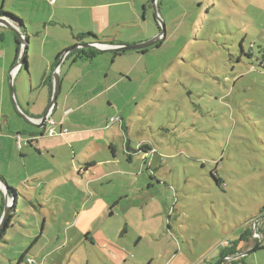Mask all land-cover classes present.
I'll use <instances>...</instances> for the list:
<instances>
[{
  "label": "rangeland",
  "instance_id": "1",
  "mask_svg": "<svg viewBox=\"0 0 264 264\" xmlns=\"http://www.w3.org/2000/svg\"><path fill=\"white\" fill-rule=\"evenodd\" d=\"M56 1L64 6L57 15L50 0H0V9L24 21L23 29L30 37L47 35L46 52L55 49L54 43L67 47L59 54L63 55L59 65L65 61L69 68L74 59L68 56L78 47L94 43L91 38L77 39L79 34L93 33L88 30L92 29L88 5L133 2L119 9L128 16L130 10H138L136 20L126 16L122 22L127 25L120 30L114 27L111 34L123 40L131 38V44L151 41L162 31L154 5L148 0ZM159 1L157 11L166 27L162 47H151L147 54L133 50V61L117 58L116 64H109L123 80L112 91L111 99L118 98L124 111V133L134 151L126 154L121 138L117 139L118 156L129 174L95 185L97 208L89 217L86 212L78 225L97 234L93 244L85 240V234L71 237L64 232L69 218L61 216L53 222L47 218L45 233L49 240L54 235L56 241L39 238L32 250L38 256L36 264H198L213 244L230 248L233 237H237V221L245 222L250 214L264 217L260 216L264 211V0ZM1 19L16 27L12 18L3 15ZM131 20L138 25L127 22ZM141 36L144 40H137ZM16 38L21 50L15 64L20 66L22 33L0 26V50L15 52ZM123 73L131 75L125 78ZM0 86L5 87L8 105L18 114L14 83L10 73L1 72V66ZM17 88L20 93L21 86ZM60 93L57 101L65 94ZM107 99L101 97L96 104L104 109ZM6 110V102H0L2 145L11 137ZM18 116L23 123L25 116ZM142 143L152 145L157 153L146 158L138 151ZM0 151L4 153V147ZM3 156L0 180L5 182ZM216 179L221 180L220 185ZM31 203L37 209L40 202L33 197ZM92 203L86 207L92 209ZM82 204L76 199L78 207ZM102 204L104 214L95 218ZM18 205L21 225L8 236L9 243L0 244V264H18L19 254L26 253L33 239L28 242L24 237L40 234L45 220L40 214L30 215L22 203ZM111 210L115 215L110 217ZM55 242L59 250L43 259ZM255 253L261 258L262 251Z\"/></svg>",
  "mask_w": 264,
  "mask_h": 264
},
{
  "label": "crops",
  "instance_id": "2",
  "mask_svg": "<svg viewBox=\"0 0 264 264\" xmlns=\"http://www.w3.org/2000/svg\"><path fill=\"white\" fill-rule=\"evenodd\" d=\"M132 3L131 1H117V3L113 4L103 3L97 6H86V8L91 9L92 16V29L88 30L94 34H100L98 35L99 42L101 40L105 41L102 44L109 45L107 43L114 42L120 46L133 45L131 42L134 41L130 40L131 38L123 40L121 37H112L111 35L114 27H120V30L122 25H127L122 20L128 14L119 8ZM51 5L54 6V14L56 15L57 11L64 7L58 6L57 1ZM83 10L85 9L83 8ZM137 11L136 9L130 10L128 17L136 20ZM112 12L114 15H112ZM13 13L16 14L15 12ZM138 16L140 18L139 14ZM60 17L62 16L60 15ZM127 22H133L134 25H138L132 20ZM0 26L6 28L5 24H0ZM22 30L23 32L20 30L24 38L22 52L27 51V66L25 68L15 64L16 57L19 56L21 50L19 38H16L13 46L15 52L8 48L0 50L1 72L10 73V79L14 83V93L17 97H15L14 101L19 106L16 110L19 111H17L18 114L25 116L23 123L18 120V114L8 105L9 96L4 95L5 87L0 86V90L3 93L0 96V102L5 101L7 105L4 115L6 117V126L11 136L10 138H5L6 143L4 145L0 142V149L3 147L5 149L4 153L0 151V155L3 154V157L6 158L4 168L6 172L5 182L14 187L12 193L7 191L8 195H6L4 191L6 189L0 183V220L5 214V210L9 207L11 210L9 215L14 217L11 221V227L5 235L4 242L9 243L8 236L21 225L19 223L20 217L17 213L18 203H22V206L33 217H38V214H40L45 218L41 232L37 236L30 234L29 237H24L20 233L28 242L33 237L32 243L27 247V251L24 254H26L25 257L29 263L31 261L36 264L35 260H38V256L32 250L34 246H37L36 243L39 242V238L45 241H56L54 235L49 240L48 234L45 233L47 218H51L52 222L55 221V218L61 216L69 218L66 221L67 227L64 232L67 235H71V237H77L80 234L89 235L90 240L86 238L85 240L93 244L92 239L96 238L97 234L92 235L91 228L81 225L85 229L82 230L78 225L81 224V218L86 212L88 213L86 217H89L90 213L97 208L98 201H94L98 199L99 193H97L95 185L102 184L103 181L112 183L110 179L113 176L129 174V170L125 168L123 161L118 156L120 146L117 139L121 138L122 150L124 151L125 149L126 151L124 152L126 154L127 151H134L131 148L128 137H126L127 135L123 130L119 129V127L122 129L121 123L115 121L116 123L114 122L113 125L111 124L112 126H109L111 118L114 119V117L122 119L125 122L124 125H126L124 111L118 103V98L111 99L112 91L123 82L121 75H115L116 70L112 72L111 68L113 69V67L109 65L111 61L116 64L118 59H113L111 54L105 51L93 61H75L71 64V68L65 66V61L61 65H56L57 56L67 47H61L60 44L54 43L55 49L48 53L45 50L49 40L47 35L40 39L38 36L42 35L30 37L26 28ZM1 36L5 40L4 33H1ZM26 37L28 39L27 44L25 42ZM137 40L143 41L144 39L142 37V39ZM26 45L27 50L24 49ZM32 46H35L36 50H33ZM38 47H40V53ZM134 55H136L134 52L126 51L123 56L118 58L133 61ZM110 56L112 60L109 58ZM38 62L41 63L40 66L36 65ZM37 67H40L41 70L38 71ZM53 68L58 69L56 72H58L61 79L60 94H65L62 100L58 99L57 104L51 108V95L55 89L54 81L57 78V74H53ZM118 71H121V68ZM130 75L128 73L124 76L126 78ZM1 83H5L4 77L1 78ZM18 85L22 89L20 93L17 88ZM68 85L71 87H68ZM29 89L30 92L27 93ZM45 90H48L49 93L45 94ZM113 95H116V93ZM104 96L108 97V99L107 104L105 105L104 103V109H102L96 103L99 98ZM50 110H52L50 120L47 118L49 121H46L45 127L40 128L41 122L39 120L42 121V118ZM51 121L56 124L57 131V135L53 137L47 134V130L54 126L50 123ZM19 136L21 139H19ZM113 148L115 153L112 150ZM129 158L132 160V156ZM33 197L40 202L37 209L31 203ZM76 199L78 204L83 203L80 207L76 205ZM57 200H60L61 205L53 204ZM86 203H92V209L87 208ZM103 204L100 206L95 218L104 214ZM75 211L77 217H74ZM23 212L25 213V211L21 213ZM261 212L260 216H264V211ZM113 215H115V212L111 210L109 216ZM246 216L245 222H242V220L237 221L238 225L234 231L237 237H233L232 242L229 241L231 242L230 248L222 249L213 244L209 247L208 253L197 261L198 264H220L226 257L234 255L233 253L237 255L251 250L254 246L250 240V234L253 235L254 232L251 223L254 215ZM22 226L24 228L28 227ZM257 228L261 236L259 237L261 238L260 243L263 247L260 251H262V256L264 257V220L258 224ZM225 234L227 235L228 233L225 232ZM57 244L55 242L54 249L44 253L42 258H49L53 255V252L59 250ZM251 255L239 258L233 264H264V260L261 259L262 256L259 258L256 253ZM218 261L219 263H217Z\"/></svg>",
  "mask_w": 264,
  "mask_h": 264
},
{
  "label": "trees",
  "instance_id": "3",
  "mask_svg": "<svg viewBox=\"0 0 264 264\" xmlns=\"http://www.w3.org/2000/svg\"><path fill=\"white\" fill-rule=\"evenodd\" d=\"M56 1V0H55ZM148 1H152V0H148ZM160 2L161 1H157V3H158V5H160ZM55 4V3H54ZM1 14H3L5 17H10V18H12V20H14L15 22H17V24H16V27H14L15 29H17L19 32H23V21L22 20H18L17 19V17H15L14 15H12V14H9V13H2L1 12V9H0V16H3V15H1ZM14 21H12V22H14ZM10 23V22H9ZM21 23V24H20ZM159 26V29H160V25H158ZM6 28H8L7 26H6ZM21 30V31H20ZM23 35V34H22ZM25 36V35H24ZM166 37V36H165ZM165 37H163V39L161 40V41H159L156 45H154L156 48H159V47H161L162 45H163V41H164V38ZM85 38H87V39H89L90 40V38H91V42H94V43H99V37H97L95 34H93V33H87L86 35H83V34H79L78 35V37H77V39H79L80 41L81 40H83V39H85ZM25 42H26V44L28 43V39H27V37L25 38ZM107 44H109L110 46H114V47H117V46H120V45H118V44H115L114 42L113 43H107ZM154 46H152V47H154ZM151 48V47H150ZM24 49H27V45H26V47H24ZM150 51V49L149 48H147V49H144V50H142V51H139L140 53H143V54H147L148 52ZM110 54H111V56H112V58L113 59H115V58H118V57H120V56H123L125 53H126V51H121V50H110V51H108ZM129 52H131V51H129ZM25 53V52H24ZM102 54V52L101 51H99V50H97V49H79V50H75L73 53H71L69 56H68V59H71V57H73V61L72 62H75V61H78V60H82V61H88V62H90V61H93L94 59H96L98 56H100ZM25 57H24V64H23V66H22V68L24 67H26L27 66V59H26V57H27V55H24ZM62 54L61 55H59L58 56V58L56 59V65H58L59 64V62L61 61V58H62ZM51 104H52V95H51ZM114 119H116L115 121L116 122H120L121 123V126H122V130L124 131H126L127 130V127H126V125H124V123L125 122H123V120L122 119H118L117 117L116 118H114ZM111 121V120H110ZM115 122V123H116ZM114 123V122H113ZM113 123H110L109 124V126H112L113 125ZM112 124V125H111ZM113 150V152L115 153V149L113 148L112 149ZM138 151L139 152H144L145 153V156H146V158L147 157H149V155H150V153H153V154H156L157 152L155 151V149H154V147L152 146V145H150V144H148V143H142L141 145H140V148L138 149ZM147 160V159H146ZM151 179H154V175H152V177H151ZM216 181H217V183H218V185H220L221 184V180L220 179H216ZM15 192V191H14ZM3 215V214H2ZM2 217V216H1ZM13 215L11 216V215H8V217L6 218V221H5V223H4V225H3V228H2V230H1V232H0V243H3L4 241H5V235H6V232H7V230L11 227L10 225H11V221L13 220ZM264 220V217H254L253 219H252V221H251V223H252V226H253V230H254V232H253V235L252 234H250V240H251V242L254 244V246H255V244H256V238L257 239H259V242H261V238H259V237H261L260 235H259V233H258V224L260 223V222H262ZM85 238L87 239V240H90V236L89 235H86L85 236ZM5 243V242H4ZM253 246V247H254ZM253 247H252V249H253ZM263 247L261 246V243H260V246L257 248V250H256V252L257 251H259V250H261ZM243 253H245V252H243ZM234 255H231V256H228V257H226L225 259H229V258H232L233 256H237V255H239V254H235V253H233ZM240 254H242V253H240ZM26 254H22V255H20L19 256V263L18 264H22V263H24V262H26V264H33V262H31L30 261V263H29V261L28 260H26Z\"/></svg>",
  "mask_w": 264,
  "mask_h": 264
},
{
  "label": "water",
  "instance_id": "4",
  "mask_svg": "<svg viewBox=\"0 0 264 264\" xmlns=\"http://www.w3.org/2000/svg\"><path fill=\"white\" fill-rule=\"evenodd\" d=\"M157 1L158 0H152L151 2H152V4L154 5V8H155V11H156V16H157V19H158V21H159V24L161 25V29H162V31L160 32V34L157 36V38H154L153 40H151V41H148V42H146V43H140V44H136V45H124V46H117V47H114V46H108V45H105V44H102V43H92V44H90V45H86V46H84V47H82V46H80V47H78L77 49H79V48H94V49H97V50H99V51H110V50H121V51H133V50H144V49H147V48H150V47H152V46H154V45H156L163 37H165L166 36V27H165V23L161 20V18L159 17V14H158V11H157ZM14 21V20H13ZM0 23H2V24H5V26H7L8 28H10V29H12L13 31H15V32H17L18 34L19 33H21V32H19L17 29H15L14 28V26H12L9 22H7V21H5V20H3V19H1V16H0ZM21 36V35H20ZM23 38V37H22ZM24 39V38H23ZM23 43H24V40H23ZM22 43V44H23ZM74 49H76V48H74ZM76 49V50H77ZM27 50V49H26ZM24 55H27V51H25V53L23 54V57H22V60H21V67L23 66V64H24ZM56 71H58L57 69H56ZM56 85H55V92H54V97H53V99H52V104H51V108H53L56 104H57V97H58V94H59V92H60V84H59V81H60V77H59V75H58V72H56ZM47 118H48V114L47 115H45L43 118H42V121H41V124L39 125V127L40 128H44L45 127V125H46V121H47ZM28 120V119H27ZM30 121V120H29ZM0 183L1 184H3L4 185V187H5V189L6 190H4L5 191V194L6 195H8L6 192L8 191H11V193H12V188H9L8 187V184L6 183V182H4V181H2V180H0ZM6 212H5V214L3 215V217H2V219L0 220V232H1V230H2V228H3V225H4V223H5V221H6V218L8 217V215H9V212L11 211L10 210V208L8 207L7 208V210H5ZM260 246V242H259V239H257L256 238V244H255V246L253 247V249H251V250H249V251H247V252H245V253H242V254H239V255H237L236 257H234V258H242V257H244V256H248V255H251V254H253V253H255L256 252V250H257V248ZM233 259V258H232ZM227 259H225L224 261H222L220 264H226L227 263Z\"/></svg>",
  "mask_w": 264,
  "mask_h": 264
},
{
  "label": "built area",
  "instance_id": "5",
  "mask_svg": "<svg viewBox=\"0 0 264 264\" xmlns=\"http://www.w3.org/2000/svg\"><path fill=\"white\" fill-rule=\"evenodd\" d=\"M50 3H51V4H54V3H55V0H50ZM51 113H52V110H50L49 113H48V118H49V120H50ZM49 120H47V121H49ZM115 120H116V119H111L110 123L115 122ZM39 122H41V120H39ZM50 123H52L54 126H53V127H50V128L47 130V134H48L49 136L53 137L54 135H57L56 124H55L53 121H51ZM61 134H62V132H61ZM19 139H21L20 136H19Z\"/></svg>",
  "mask_w": 264,
  "mask_h": 264
},
{
  "label": "flooded vegetation",
  "instance_id": "6",
  "mask_svg": "<svg viewBox=\"0 0 264 264\" xmlns=\"http://www.w3.org/2000/svg\"><path fill=\"white\" fill-rule=\"evenodd\" d=\"M234 257H232L233 259L232 258L227 259L228 261H227L226 264H233V263H235L238 260V258H234Z\"/></svg>",
  "mask_w": 264,
  "mask_h": 264
}]
</instances>
